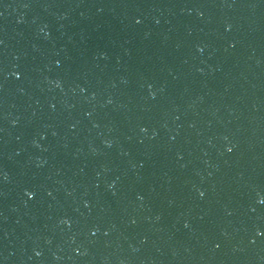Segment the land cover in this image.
<instances>
[{
    "label": "water",
    "instance_id": "water-1",
    "mask_svg": "<svg viewBox=\"0 0 264 264\" xmlns=\"http://www.w3.org/2000/svg\"><path fill=\"white\" fill-rule=\"evenodd\" d=\"M0 264H264V0H0Z\"/></svg>",
    "mask_w": 264,
    "mask_h": 264
}]
</instances>
